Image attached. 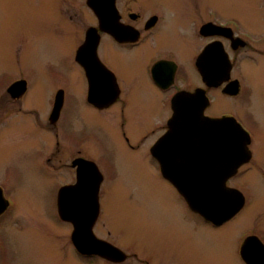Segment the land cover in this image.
<instances>
[{"label":"flooded vegetation","instance_id":"1","mask_svg":"<svg viewBox=\"0 0 264 264\" xmlns=\"http://www.w3.org/2000/svg\"><path fill=\"white\" fill-rule=\"evenodd\" d=\"M73 1L75 4L76 0ZM91 11L94 24L86 27L82 23L75 29L70 27L74 57L62 61L55 72L62 83L57 84L48 104L47 124L58 127L56 133L52 139L40 136L33 143L34 137H31L27 145L32 148L38 144L36 152L44 158L42 166L52 176L55 219L52 220L54 230L50 232L53 238V244H49L51 254L58 255L57 226L63 224L67 229L70 251L72 249L77 258L76 264H223V258L219 259L212 251L220 230L248 207L258 209L255 192L244 178L255 173L264 183L263 124L252 126L246 119L248 115L256 120L260 115L258 106L264 108V30L253 33L235 19L221 16L215 9L197 8L195 0H164L162 3L115 0L114 7L103 9L101 18ZM88 37L90 53L79 59L78 52L86 45ZM140 61L143 63L142 72L138 68ZM142 78L146 79L149 88ZM30 80L23 76L13 81L5 89L6 94L0 95V102L23 101L19 111L24 107L31 108L25 101L32 88ZM18 81H23L24 92L20 98H13L8 89ZM81 89L86 91L88 105L100 113L102 125L107 124V135L123 150L124 155L120 158L132 165L130 172L137 176L143 172L149 184L147 215L138 223L150 236L144 246L125 241L128 238L121 239L125 233L122 224L113 217L109 220L105 214L106 190L110 189L109 185L112 188L118 186L121 171L115 167L111 169V166L106 169L111 171L109 173L101 169L91 145L97 137L85 133L76 140L64 135L63 127L60 130V125L65 123L67 95ZM129 91H141L140 95L153 92L157 101L155 106L164 112V117L157 120L153 115L143 122L131 120L127 115ZM4 96L7 99L2 100ZM178 98L180 102L176 101ZM10 105L1 103L0 115L9 110ZM179 105L186 109L202 107L204 116L211 119H234L249 134L246 161L225 182L227 188L243 195V206L223 223H214L192 210L175 181L178 182L184 174L191 181L219 175L231 164L235 145L200 146L196 153L169 145L164 163L153 153L159 141L170 131ZM36 120L38 128L43 129L45 125L40 123L38 114ZM4 122L0 120V140L3 142L6 141L1 132L6 127ZM127 124L132 127L130 131ZM43 138L47 140H41ZM230 138V142L235 140V136ZM7 139L10 143L21 142L13 136H7ZM61 140L73 153L70 163L62 164L64 168L67 166L71 175L67 181L58 179L62 168L58 155ZM7 157L13 159V156L0 152V264H11L6 242L23 233L20 224L23 212L17 213L20 184L11 179L15 168ZM79 171L89 176L83 184ZM217 183L219 178H216V186ZM63 190H67L66 194L62 193ZM234 196L239 197L237 193ZM64 205L70 209L68 220L60 215V208ZM76 206L81 209L75 210ZM261 211L264 212V208ZM261 218L264 219L263 213ZM252 225L237 236V254L234 245H228L232 253L224 259L226 264H236V260L232 261L236 256L241 264H249L241 251L250 237H257L262 244L263 255L258 260L264 264V225ZM77 237L85 242L84 252L77 246ZM231 241L234 243V238Z\"/></svg>","mask_w":264,"mask_h":264},{"label":"rangeland","instance_id":"2","mask_svg":"<svg viewBox=\"0 0 264 264\" xmlns=\"http://www.w3.org/2000/svg\"><path fill=\"white\" fill-rule=\"evenodd\" d=\"M162 1L164 0H151L152 3H162ZM195 1L197 8L215 9L221 16L235 19L253 33L258 34L264 30V0ZM74 2L73 0H0V95L6 94L5 89L23 76L31 79L32 87L25 100L26 104L31 106L29 109L24 107L22 111H19L23 101L17 103L5 101L6 96L2 99L4 101L0 102V104L5 102L12 104L9 110L0 115V120L5 121L3 125L6 126L1 131L2 136H6V141L0 140V152L13 156L12 160L10 157L7 159L11 160L15 168L12 181L20 184L17 213L23 212V218L20 219L22 235L16 234L13 240L8 239L6 242L11 264H76L77 261L72 249L70 251L67 229L63 224L57 226L58 255L51 254L49 244H53V238L50 232L54 230L52 220L55 219L51 191L52 176L42 166L44 158L36 152L38 144L32 148L27 146L31 137H34L32 143L40 136H49L52 139L51 136L55 135L58 128L47 124L48 104L54 96L57 84L62 83L55 74L57 68L62 61L64 63L67 58L74 57V44L69 38L70 27L75 29V26H81L82 23L86 27L95 23L86 0H76L75 4ZM138 68L142 72V61L138 63ZM142 80L149 88L146 79L142 78ZM78 85L83 86L82 82ZM140 94L141 91L128 93L127 115L131 120L143 122L153 115L155 119L164 117V112L158 111L155 106L157 101L154 100L153 92ZM262 100L264 101V96ZM217 107L220 108V105ZM65 108V123L60 125V130L63 127L65 131L64 135H70L79 140L85 133H92L93 137H97L91 141L92 152L97 153L95 159L101 169L109 173L111 171L106 169L111 166V169L115 167L121 171L117 181L118 186L112 188L109 185L110 189L106 190L107 195L103 206L105 214L108 215L107 218L111 220L113 217L114 221L122 224L125 233L122 234L121 239L128 238L125 241H135L138 245L144 246L150 240V236H147L146 231L138 224L147 215L145 207L150 199L149 184L146 182L144 173L141 172L142 175L137 176L130 172L132 165L124 162V158H120L124 155L123 150L117 147L114 140L107 135V124L102 125L100 122V113H96L88 105L86 91L81 89L67 95ZM257 112L260 115L256 116V120L248 115L246 119L252 126L258 127L255 123L263 124V127L260 126L264 135V108L259 105ZM37 114L41 117L40 123L45 125L43 129L38 128ZM129 118L128 123L131 122ZM131 128L129 124L128 131ZM7 136H13L15 140L21 142L10 143ZM41 140H47V138ZM65 145L62 141L61 150L58 153L62 167L58 172L59 181H67L71 177L67 166L64 168L62 165L70 163L71 154H73ZM261 155L264 158V146L263 149L261 148ZM244 182L254 190L258 209L253 210L254 208L248 207L230 225L220 230L212 251L219 259L223 258V264H226L224 259L232 253L231 250L229 251L231 249L229 244L234 245L237 254L239 244L237 236L245 231L247 226L256 223L252 226L264 225V219L261 218L262 213L264 214L261 211L264 208V183L255 173L244 178ZM256 216L259 218H253ZM230 237L234 238V243ZM235 260L236 264H241L237 256L235 259L232 258V261Z\"/></svg>","mask_w":264,"mask_h":264},{"label":"water","instance_id":"3","mask_svg":"<svg viewBox=\"0 0 264 264\" xmlns=\"http://www.w3.org/2000/svg\"><path fill=\"white\" fill-rule=\"evenodd\" d=\"M114 3L115 0H88L89 7L96 13L98 18L102 17L104 8L114 7ZM89 42L88 37L86 45L78 52L79 59L89 55ZM8 92L13 98H20L24 92L23 81L12 84ZM176 101L180 102L181 99L179 100L178 98ZM179 106L176 108L170 131L159 141L153 149V153L157 154L162 163H164L166 160L165 153L168 151L169 145L180 147L181 149L179 150L192 153L198 152L200 146L208 147L218 144L224 146L229 143L235 145L234 156L232 155L230 159L231 164L219 175L209 176L206 179L200 177V180L196 178L191 181L187 179L188 175L184 174L180 176L178 182L175 181L179 192L186 199L192 210L202 215L205 219L217 224L228 221L242 208L244 198L240 192L227 188L225 182L246 161L249 134L234 119H211L204 116V109L202 107L197 109L195 106L186 109L185 106ZM231 136H235V140L230 142L229 138ZM202 137L204 138L202 139ZM88 177L87 174L85 175L82 171H79V179L82 180L81 184L86 182L85 180L88 181ZM212 177H214V182ZM216 178H219L217 186L215 185ZM66 192L67 190L62 191L63 194H66ZM94 193L96 194V191ZM234 193H237L239 197L235 198ZM93 198L96 200V195ZM75 208V210L81 209L79 206ZM60 209L61 217L64 220H68L69 207L64 205ZM75 240L79 250L84 252V240L78 237ZM262 248L263 246L257 237H250L242 247L241 253L249 264H261L258 258L263 255Z\"/></svg>","mask_w":264,"mask_h":264}]
</instances>
